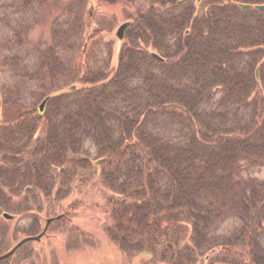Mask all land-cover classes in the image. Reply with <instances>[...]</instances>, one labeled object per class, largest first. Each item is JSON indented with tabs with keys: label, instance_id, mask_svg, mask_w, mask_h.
<instances>
[{
	"label": "trees",
	"instance_id": "16d2710c",
	"mask_svg": "<svg viewBox=\"0 0 264 264\" xmlns=\"http://www.w3.org/2000/svg\"><path fill=\"white\" fill-rule=\"evenodd\" d=\"M141 2L104 67L70 82L60 50L76 44V15L32 71L55 88L30 107L2 94L0 212L31 214L25 236L41 230L39 202L63 214L50 228L67 221L73 181L94 168L111 193L104 233L125 256L264 264V182L242 173L264 166V9L240 7L264 0ZM228 219L238 224L219 232ZM68 230L71 242L83 238Z\"/></svg>",
	"mask_w": 264,
	"mask_h": 264
},
{
	"label": "rangeland",
	"instance_id": "374dc122",
	"mask_svg": "<svg viewBox=\"0 0 264 264\" xmlns=\"http://www.w3.org/2000/svg\"><path fill=\"white\" fill-rule=\"evenodd\" d=\"M141 1L0 0V123L4 117L1 102L4 92L11 98L18 95L25 106L30 107L40 91L55 88L46 75L43 82L31 77L39 56L53 43L55 28L62 30L78 15L80 32L74 48L66 53L60 50L61 58L72 60L70 82H75L86 70L104 67L114 55L117 42L114 31L142 8ZM23 59L27 60L28 73L21 70ZM15 60L20 62L15 63ZM84 150L90 159L94 158L95 147L89 141L84 143ZM90 173L86 178L73 181L71 193L63 201L73 207L67 221L53 225L39 241L26 242L27 246H20L13 256L0 264H166L147 253L125 256L106 237L103 228L109 223L107 198L111 193L100 183L94 168ZM242 173L244 177L264 182V166L244 168ZM30 197L31 194L26 196L27 199ZM36 210L35 218H38L40 229L48 216L60 211L54 204L40 202ZM2 212L13 215L15 209ZM2 212L0 255L25 236L24 232L33 221L27 212L11 219L3 218ZM237 224V219H228L218 231H230ZM72 225L78 228L83 238H75L72 242L68 239V228Z\"/></svg>",
	"mask_w": 264,
	"mask_h": 264
},
{
	"label": "water",
	"instance_id": "95a60500",
	"mask_svg": "<svg viewBox=\"0 0 264 264\" xmlns=\"http://www.w3.org/2000/svg\"><path fill=\"white\" fill-rule=\"evenodd\" d=\"M198 1V0H197ZM240 7L241 8H255V9H264V4H249V3H240ZM130 24V21L129 20H125L123 22H121L115 29L114 31V36L115 38L117 39V42H116V47H115V51H114V55L116 56L117 52H118V49L120 47V44L122 42V39L124 37V32H125V29L128 27V25ZM85 46V44H84ZM83 46V47H84ZM149 55L154 58L155 60L157 61H163V57H161L157 52L155 51H152V50H149ZM44 104H45V99H43L39 105H38V110L39 111H42L43 110V107H44ZM98 161H95L94 163L95 164H98ZM63 214H59L55 217H50V218H47L46 221H45V224H44V227L42 228V230L36 234V235H33V236H26V237H23L21 238L20 240H18L9 250H7L6 252H4L3 254L0 255V261L1 260H4L8 257H11L14 255L15 251L24 243L26 242H29V241H39L41 239V237L45 234L46 232V229H47V226L48 224L55 220V219H58L62 216ZM2 216L3 218L5 219H9L10 218V215L7 213V212H4L2 213Z\"/></svg>",
	"mask_w": 264,
	"mask_h": 264
},
{
	"label": "flooded vegetation",
	"instance_id": "af4514ba",
	"mask_svg": "<svg viewBox=\"0 0 264 264\" xmlns=\"http://www.w3.org/2000/svg\"><path fill=\"white\" fill-rule=\"evenodd\" d=\"M20 213H23L22 211H20V212H15V214H11L10 215V218L9 219H11V218H14L15 216H17V215H19ZM54 215V214H53ZM45 221H46V219L44 220V224H45ZM38 223V222H37ZM44 224H43V226H44ZM42 228V227H41ZM50 228V224H49V226H48V229ZM48 229H47V231H48Z\"/></svg>",
	"mask_w": 264,
	"mask_h": 264
}]
</instances>
